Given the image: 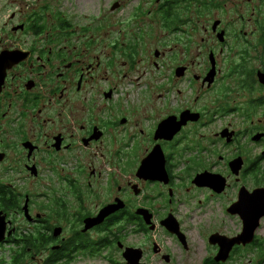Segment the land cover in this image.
I'll use <instances>...</instances> for the list:
<instances>
[{
  "label": "flooded vegetation",
  "instance_id": "1",
  "mask_svg": "<svg viewBox=\"0 0 264 264\" xmlns=\"http://www.w3.org/2000/svg\"><path fill=\"white\" fill-rule=\"evenodd\" d=\"M155 1L154 10H150L154 14L151 22L157 27L155 41L148 34L149 23L143 21V28L137 23L135 31L127 24L114 30L111 23L106 42L98 28L88 34L85 26L72 25L62 14H36L14 23L17 12L10 15L13 23L4 24L11 32L6 33L7 42L1 37L0 52L28 54L6 70L0 90V212L6 222L0 247L14 245V261L225 264L238 251L261 246L254 233L251 243L233 246L225 261L214 259L219 247L209 241L210 256L197 263L183 257L193 245L178 214L179 204L187 200L190 191L222 197L232 178L218 173L226 179L220 193L193 183L197 174L213 171L195 168L201 167L200 157L193 154L206 149L190 145L187 132L207 125L208 105L200 104V99L216 91L221 67H235V63L230 64L233 46L229 37L246 39L249 33L241 26L230 29L223 19L212 16L215 10H224L225 5L217 1ZM234 7L241 9L239 22L254 21L252 34L259 39L264 0H244ZM242 9H247V14ZM216 21L219 23L214 27ZM196 32L204 34L201 43L196 41ZM220 32L223 41L217 38ZM102 47L108 48L106 53ZM244 53L240 52L242 60ZM238 66L241 64L236 65V72L245 88L252 89L255 82V90H262L248 101L249 109H254L260 99L264 100V84L257 80V72H264V67L244 71ZM212 67L215 73L209 83L204 78ZM228 74L223 72V77L228 78ZM225 90L215 92L221 102ZM183 112L196 119L187 120L171 139L157 138L164 122L175 125ZM230 126L222 129L233 132L230 142L220 136L222 130L215 133L228 145H235L241 137L252 141L254 134L264 133L252 120L242 130ZM180 142L188 145L181 149ZM251 143L263 145L264 136ZM186 155L189 158L183 164L192 163L193 167L179 166L183 161L180 157ZM238 155L228 159L219 156V160L229 168ZM231 175L238 183L239 174ZM224 207L227 212V204ZM105 209L110 212L85 228L87 219ZM17 218L27 227L22 233ZM240 232L227 234L215 229L209 235L233 237ZM165 237L171 241L166 243ZM174 248L181 253L176 255Z\"/></svg>",
  "mask_w": 264,
  "mask_h": 264
},
{
  "label": "rangeland",
  "instance_id": "2",
  "mask_svg": "<svg viewBox=\"0 0 264 264\" xmlns=\"http://www.w3.org/2000/svg\"><path fill=\"white\" fill-rule=\"evenodd\" d=\"M212 1H217L218 5H225L224 10L217 9L213 12L212 16L223 19L230 29L233 28V25L243 27L244 31L248 32L249 35L246 39L242 36L240 40L229 37V42L233 46L230 64L235 63V67H221L222 71L216 86V91H219V94H221L220 89L226 87V90L222 92V99H224L225 103L221 102L220 96L215 93V90L206 93L200 99V104L206 105L205 103H207L208 105L207 125L203 128L198 126L191 127L187 132L191 139L188 141L190 145L196 144V147L204 146L206 149L201 154H193L196 157H200L198 164L201 167L196 166L195 168H206L223 175L229 174L232 177L230 179L231 185L226 190L224 196L216 198L211 196L208 191H190L188 192L187 200L185 201L184 199L183 203L179 204L177 208L193 245L183 257L187 256L190 261L196 263L211 254V247L210 245L208 246L210 231L220 229L227 234H232L241 230L242 225L239 216L229 214L225 211L224 207L225 204L228 207L236 200L240 184L244 185L247 189L264 187V156L260 157V154L264 152V144L256 146L254 143H251L252 141L241 137L235 145H228L224 143L223 139L215 137V133L221 131L228 124L234 130H242L252 120L258 123L261 128H264V105H255L254 109H249L250 102H248L252 97L262 94V90H255V82L252 89L249 88L248 90L245 88L241 75L236 72L237 64H241V67L238 66V69L244 71H248L249 69L256 70L262 67L258 60L259 53L253 47L258 39L256 33L252 34L256 30V24L253 20L245 23L238 21L241 9L237 11L234 4L244 0ZM114 3H120L117 7L119 8L118 10H116L117 8L114 9L115 11L111 10V6ZM155 4V0H0V39L2 37L3 42H7L5 39L6 33H10L11 30L8 25L4 24L13 23L10 20V15L18 12L14 23L25 20L27 16H34L36 14H47L46 16L65 15L70 22H73L72 25L85 26V31H88V34L93 33L94 28H98L101 40L105 42L108 41L111 34V23L115 26L114 30H120L127 24V26H132L135 31L136 27L139 26L137 23H141V28H143V21L149 23L150 30L148 34L154 40L157 36V27L154 21L151 22L154 14H151L150 10H154ZM242 10L247 14V9ZM133 13L141 14L140 18L132 16ZM126 29L127 27L123 30ZM195 35L197 43H201L200 37L204 36V34L196 32ZM198 49V46H196V52ZM102 50L106 53L108 48L102 47ZM242 50H245L243 60L242 56H240ZM198 70L199 67L195 69V71ZM223 72H229L228 78L223 77ZM223 106L227 108L225 109L226 113H222ZM216 109H221V112H215ZM191 141L194 142L191 143ZM185 145H188L187 142H180L178 146L182 149ZM237 154L241 155L244 159L243 169L240 170L241 172L238 175L240 178L238 183L234 181V176L231 175L232 173L230 174V169L226 163L219 160V156H224L228 159ZM188 158V155L180 157L183 161H181L182 163L179 166L189 165L193 167L192 163L183 164L187 163ZM249 166L252 167L247 170ZM199 200H202L200 204ZM17 219V223L21 225L20 232L22 233L27 227L20 218ZM255 234L259 238L261 246L258 249L238 251L225 264H264V219L260 220ZM164 241L169 243L171 239L165 237ZM15 251L14 245L7 244L0 247V264H34L29 258H19L15 261L11 259V255ZM175 251L176 255L181 253L179 249H175Z\"/></svg>",
  "mask_w": 264,
  "mask_h": 264
},
{
  "label": "water",
  "instance_id": "3",
  "mask_svg": "<svg viewBox=\"0 0 264 264\" xmlns=\"http://www.w3.org/2000/svg\"><path fill=\"white\" fill-rule=\"evenodd\" d=\"M117 6V3L112 4L111 9H114ZM219 23L216 21L214 27ZM17 29V27L13 28ZM219 41H223V32L217 34ZM28 56L27 52L19 50H3L0 52V90L3 84L6 70L12 67L15 64L26 59ZM178 73H182V68L178 70ZM215 73V67H212L208 72L207 76L204 78V81L209 80V83L212 82L213 75ZM257 80L259 83L264 84V72H257ZM188 112H183L180 116V120L175 122L173 126H169V121H165L164 125L157 131V138L171 139L173 135L179 131L182 124L187 120H195L196 118L188 115ZM233 132L224 129L220 132V136L226 138L227 142L231 141ZM264 136V133H256L251 137L252 141H258ZM154 154L158 151L153 152ZM264 154V152L262 153ZM162 155V153H161ZM244 160L241 156H236L229 162L230 172L237 176L242 169ZM160 167L163 168V158L161 160ZM164 173V169H162ZM165 175V173H164ZM166 176V175H165ZM153 178H157L156 176ZM193 183L198 186L209 187L214 192L220 193L226 187V179L221 174L204 171L197 174ZM26 210V209H25ZM110 210H104L101 214L95 218H89L85 221V228L99 222ZM227 212L231 215L239 216L242 229L241 232L233 237L220 236L217 234H212L208 241L211 244H217L219 249L214 256L216 261H225L229 257V253L233 246L235 245H246L253 241L255 230L258 228L260 220L264 219V187H256L253 190L249 191L245 186H241L238 189L237 197L234 202H232L227 207ZM26 213V211H25ZM27 216V215H26ZM172 222L168 218V224ZM171 232H174L172 227H167ZM6 230V222L4 216L0 212V243L3 242ZM10 233V232H9Z\"/></svg>",
  "mask_w": 264,
  "mask_h": 264
},
{
  "label": "trees",
  "instance_id": "4",
  "mask_svg": "<svg viewBox=\"0 0 264 264\" xmlns=\"http://www.w3.org/2000/svg\"><path fill=\"white\" fill-rule=\"evenodd\" d=\"M258 27H259V33H260V36H259V39L258 41L256 42V44L253 46L254 49H256L258 51V60L260 62V64L262 65V67H264V19H262L259 24H258ZM258 105H264V100L263 99H260V101L258 102ZM252 166H249L247 168L250 169Z\"/></svg>",
  "mask_w": 264,
  "mask_h": 264
}]
</instances>
